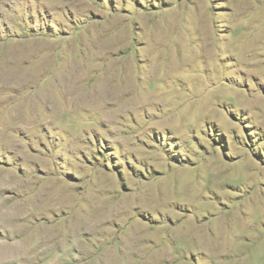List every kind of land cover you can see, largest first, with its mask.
<instances>
[{"label": "rangeland", "instance_id": "obj_1", "mask_svg": "<svg viewBox=\"0 0 264 264\" xmlns=\"http://www.w3.org/2000/svg\"><path fill=\"white\" fill-rule=\"evenodd\" d=\"M0 199L28 264H264V0H0Z\"/></svg>", "mask_w": 264, "mask_h": 264}, {"label": "bare ground", "instance_id": "obj_2", "mask_svg": "<svg viewBox=\"0 0 264 264\" xmlns=\"http://www.w3.org/2000/svg\"><path fill=\"white\" fill-rule=\"evenodd\" d=\"M4 202L2 199H0V224L2 225L3 229L10 230V231L8 230V232L11 234L10 237L12 239V242L3 243V245H6L11 249L10 257L12 256L14 258L18 256L22 261H26L28 264L29 262H32L31 259L24 256L25 252L27 253L30 252V247L29 246L27 247V244H26L28 240L27 239L23 240L22 238L23 241L19 242L18 238L21 240L20 237H24L25 235H27V237L25 236L26 238L30 237V233H28V230L30 228V225H29L30 221L27 218L20 219V217L18 216L19 207L17 205H13L11 208H8L4 205ZM18 230L20 232L21 230L23 231L22 234H20V236L18 235L19 234Z\"/></svg>", "mask_w": 264, "mask_h": 264}]
</instances>
